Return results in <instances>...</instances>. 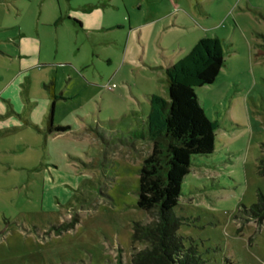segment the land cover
Returning <instances> with one entry per match:
<instances>
[{
	"label": "rangeland",
	"instance_id": "obj_1",
	"mask_svg": "<svg viewBox=\"0 0 264 264\" xmlns=\"http://www.w3.org/2000/svg\"><path fill=\"white\" fill-rule=\"evenodd\" d=\"M170 1L163 5L174 12L158 22L148 23L143 3L107 17L123 28L86 32L48 25L40 0H0V20L11 6L23 9L29 26L40 15L41 58L69 62L78 75L62 77L65 68H58L55 92L68 99L55 101L51 122L68 130L0 134L2 264H132L144 246L132 243V226L147 219L136 203L139 169L152 146L149 96L169 99L167 60L177 62L202 37H217L224 53L214 82L195 88L218 128L213 153L194 156L182 181L178 234L204 264H264V219L242 210L264 194L257 171L264 154V0ZM186 10L192 18L184 20ZM179 15L185 33L174 31ZM33 93L42 98L44 90L36 83Z\"/></svg>",
	"mask_w": 264,
	"mask_h": 264
},
{
	"label": "trees",
	"instance_id": "obj_2",
	"mask_svg": "<svg viewBox=\"0 0 264 264\" xmlns=\"http://www.w3.org/2000/svg\"><path fill=\"white\" fill-rule=\"evenodd\" d=\"M224 53L217 37L200 38L177 62L166 67L169 99L149 96L147 138L150 153L139 169L137 207L146 213V221H135L132 243L144 246L131 255L132 264H204L197 247L184 245L178 229L183 218L174 212L184 177L189 173L194 156H209L214 151L217 121L205 115L196 87L212 84L224 66ZM53 99V83L46 85ZM51 113L47 131L56 134L68 126H54ZM142 137H145L144 135ZM264 175V154L257 163ZM252 220L264 219V194L242 208ZM225 264H237L225 258Z\"/></svg>",
	"mask_w": 264,
	"mask_h": 264
},
{
	"label": "crops",
	"instance_id": "obj_3",
	"mask_svg": "<svg viewBox=\"0 0 264 264\" xmlns=\"http://www.w3.org/2000/svg\"><path fill=\"white\" fill-rule=\"evenodd\" d=\"M166 1L168 2V0H40L42 12L40 15L45 14L50 18L47 22L50 26L58 27L64 22L63 24L77 31L119 30L124 27V23L110 22L107 20L108 16L115 15L121 10H126L128 13L131 10L139 11L145 3L147 16L151 14L148 23H155L169 17L170 13L174 12L173 8L169 9L168 6L163 5ZM151 4H158L157 7L154 6L153 13L150 10ZM15 9L12 6L8 8L7 14L0 20V134L25 128L38 135H50L47 129L41 130L40 128L42 124L47 126L55 101L68 99L62 91L55 92L57 77H59L58 68L60 66L65 68L62 71V77H78L72 71L77 70L69 62H61L55 58L48 62L43 60L41 56L44 43L40 33V15L36 19V25L29 26L25 22L23 9L20 7ZM183 14L184 20L192 18L187 10ZM181 16L176 17L179 24H174V31L185 33L190 29L183 24L184 20ZM87 19L91 21L89 24L86 22ZM141 24L136 23L132 27L138 28ZM128 25L131 26L130 21ZM169 30H172V27ZM110 42L116 44L117 40L113 39ZM167 61L170 64L175 62L171 58ZM81 68L80 66L79 69ZM51 82L53 92L60 95L58 99L52 98L46 86ZM36 83L44 90L42 98L33 93V86ZM35 114L37 118L39 117L38 119L34 116ZM3 235H6V232L0 231V239ZM0 264H2L1 256Z\"/></svg>",
	"mask_w": 264,
	"mask_h": 264
}]
</instances>
